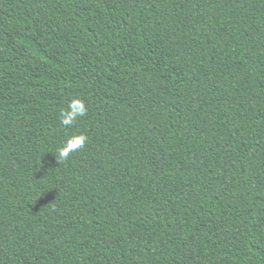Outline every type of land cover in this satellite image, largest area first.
<instances>
[{
    "label": "trees",
    "instance_id": "trees-1",
    "mask_svg": "<svg viewBox=\"0 0 264 264\" xmlns=\"http://www.w3.org/2000/svg\"><path fill=\"white\" fill-rule=\"evenodd\" d=\"M0 264H264V0H0Z\"/></svg>",
    "mask_w": 264,
    "mask_h": 264
},
{
    "label": "clouds",
    "instance_id": "clouds-1",
    "mask_svg": "<svg viewBox=\"0 0 264 264\" xmlns=\"http://www.w3.org/2000/svg\"><path fill=\"white\" fill-rule=\"evenodd\" d=\"M86 103L79 98H73L66 109L60 112V124L65 128L73 127L79 118L86 116ZM87 137L83 133L69 136L57 150L61 160L68 159L70 155L85 146Z\"/></svg>",
    "mask_w": 264,
    "mask_h": 264
}]
</instances>
